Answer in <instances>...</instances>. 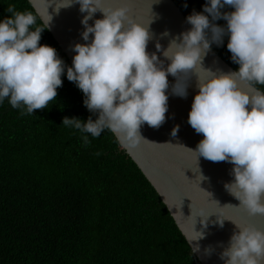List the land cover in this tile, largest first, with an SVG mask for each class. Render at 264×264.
<instances>
[{"label": "clouds", "instance_id": "clouds-1", "mask_svg": "<svg viewBox=\"0 0 264 264\" xmlns=\"http://www.w3.org/2000/svg\"><path fill=\"white\" fill-rule=\"evenodd\" d=\"M72 3L84 14L80 19L84 43L70 45L71 66L54 47L39 43L50 18L37 25L32 11L7 5L8 15L0 19V103L7 98L21 115L46 109L56 100L63 76L80 90L84 107L95 119L65 116L61 125L79 132L85 146L89 135L96 138L107 130L120 146L135 147L148 141L140 134L143 124L158 128L165 120L167 77H174L171 94L186 97L190 74L197 64L201 67L204 54L212 44H224L237 67L228 73L204 69L206 78L195 76L198 90L187 123L202 138L188 150L196 158L230 163L232 180L224 189L249 216H264V91L256 87L264 85V0H205L201 11L185 17L190 27L161 52L166 65L146 51L147 27L128 16L126 5L110 7L105 0H68L66 5ZM226 7L231 10L222 11ZM97 11L101 18L93 19ZM217 20L225 24L218 25ZM155 48L160 51L159 43ZM178 129L174 125L170 135L175 137ZM202 179L198 175V181ZM203 211L196 210L204 218L201 225L208 217ZM214 214L217 226L228 220L236 229L218 254L223 264H264V230Z\"/></svg>", "mask_w": 264, "mask_h": 264}, {"label": "trees", "instance_id": "trees-1", "mask_svg": "<svg viewBox=\"0 0 264 264\" xmlns=\"http://www.w3.org/2000/svg\"><path fill=\"white\" fill-rule=\"evenodd\" d=\"M172 1L184 17L205 3ZM9 3L35 15L27 0H0V19ZM39 43L71 66L47 29ZM211 48L236 69L224 44ZM61 79L56 100L31 115L0 103V264H200L111 132L89 135L85 146L61 125L65 116L95 119L80 90Z\"/></svg>", "mask_w": 264, "mask_h": 264}, {"label": "water", "instance_id": "water-1", "mask_svg": "<svg viewBox=\"0 0 264 264\" xmlns=\"http://www.w3.org/2000/svg\"><path fill=\"white\" fill-rule=\"evenodd\" d=\"M27 1L41 24L50 18L47 30L71 65L73 52L70 45L84 43L80 37L83 30L80 19L84 14L79 12V5H66L68 0ZM105 3L110 7L127 6L128 16L147 27L150 39L146 51L154 52L161 60H164L161 52L169 41L190 27L172 0H105ZM101 15L97 11L93 19L101 18ZM92 22L90 19L89 25ZM156 43H159L160 51L156 50ZM164 64H167V60H164ZM201 67L197 64L190 74L192 76L187 82V95L184 98L171 94L174 77H167L169 90H166L168 100L164 122L158 128L146 123L140 127L141 136L154 143L142 140L135 147H121L154 188L200 264H223L218 254L227 246L230 235L236 229L228 220L223 221L222 227L217 226L214 213L219 212L225 219L253 225L261 230H264V216H249L242 207H237L239 201L224 189V183L232 180L230 163L212 162L200 156L196 158L195 153L188 150H194L202 138V134L196 133L187 123V113L198 90L195 76L206 78L208 73L204 69L223 73L234 71L211 47L204 54ZM174 125H178L179 129L172 137L170 130ZM198 175L205 179L198 181ZM198 208H202L203 215L208 216L203 225L200 221L204 218L197 216ZM206 250L210 251L206 253Z\"/></svg>", "mask_w": 264, "mask_h": 264}]
</instances>
